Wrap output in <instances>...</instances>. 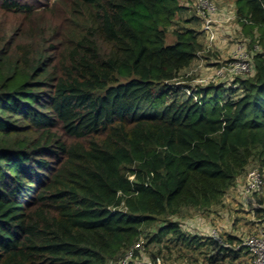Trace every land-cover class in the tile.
Masks as SVG:
<instances>
[{"label": "trees", "instance_id": "1", "mask_svg": "<svg viewBox=\"0 0 264 264\" xmlns=\"http://www.w3.org/2000/svg\"><path fill=\"white\" fill-rule=\"evenodd\" d=\"M38 4L0 0V264H252L173 217L264 173V52L234 85L197 84L202 32L168 42L180 0ZM235 4L264 41V0Z\"/></svg>", "mask_w": 264, "mask_h": 264}, {"label": "rangeland", "instance_id": "2", "mask_svg": "<svg viewBox=\"0 0 264 264\" xmlns=\"http://www.w3.org/2000/svg\"><path fill=\"white\" fill-rule=\"evenodd\" d=\"M55 1L58 0H38V8H46L54 4ZM181 3L185 6V10L183 14L180 16L176 23L171 27V31L168 34V42H172L175 39L172 31L175 28L186 27L187 24L197 21V8L196 4L199 0H180ZM219 5L218 0H215ZM49 3V5H48ZM230 0L227 4L230 5ZM199 17V16H198ZM202 21V20H201ZM200 21V23H201ZM195 26V23H193ZM260 33L255 32V43L251 46L250 42L252 37H249L248 40V48L250 51L255 52V46L260 41ZM259 40V41H258ZM258 51L264 52V41H260ZM228 59V58H227ZM225 59V60H227ZM225 60L222 59L220 63L214 64L213 67L208 66L206 69L198 68V71L194 72L195 77L199 78H207L213 73L216 72V69L225 64ZM247 75L238 76L237 78H243ZM234 79V80H235ZM225 81V80H224ZM221 81V82H224ZM225 84V82L223 83ZM234 85V82L231 81L230 85ZM228 86V87H229ZM252 167V166H251ZM250 170V169H249ZM248 170V171H249ZM248 174V172H247ZM247 174L245 176V180L240 183L241 193L240 196L237 195V198L233 200L232 197L228 198L224 204L213 207L209 211L205 212H190L183 218H174V220H178L182 224V228L187 232L192 233H200V234H210L212 229L217 230L224 239H227L229 234L236 235L238 237V243L243 242L251 235L256 232H260L264 230V209L259 208L260 204L264 205V189L261 192L244 195L245 183L247 179ZM238 197H240V201H238ZM204 227L209 228V232L203 230ZM194 262H180L172 260L167 262V264H208L207 262L200 257V260ZM196 261V262H195ZM241 264H245L244 262Z\"/></svg>", "mask_w": 264, "mask_h": 264}, {"label": "built area", "instance_id": "3", "mask_svg": "<svg viewBox=\"0 0 264 264\" xmlns=\"http://www.w3.org/2000/svg\"><path fill=\"white\" fill-rule=\"evenodd\" d=\"M197 14L202 20L203 31L207 34L208 43L206 48L211 49L217 41L219 33L216 28L217 23L220 19L217 17L219 6L215 0H199L196 4ZM259 49V45L255 46V51ZM253 53L248 48L246 42H240L237 44L236 48L232 51L229 58L225 60V64L218 67L216 72L207 78L195 79L197 84H209V83H225L231 82L234 78L243 75H249L253 73ZM201 65L196 66L192 69V72L198 71ZM191 93V90H187ZM244 195L258 193L264 189V173L261 171L259 166H252L247 174V179L245 183ZM211 236L216 238L221 245H227L224 238L220 233L213 229ZM242 245L246 246L253 257L252 264H264V230L256 232L249 238L242 242ZM132 253L129 254L122 264H128ZM147 264H153L148 262ZM158 264H164L162 260L158 259Z\"/></svg>", "mask_w": 264, "mask_h": 264}, {"label": "crops", "instance_id": "4", "mask_svg": "<svg viewBox=\"0 0 264 264\" xmlns=\"http://www.w3.org/2000/svg\"><path fill=\"white\" fill-rule=\"evenodd\" d=\"M218 2H219L220 7H219L217 17L220 19V21L219 23H217L216 28L218 30L219 36H218L217 41H215L211 49L206 48L207 43H208V37H207V34L203 31V23L200 17L197 16V21L191 22L187 24L186 26V27H192V28H195L201 31L202 32L201 38H202V42L204 43V50L199 54L198 59H196V61L191 66V70L198 65L202 66L201 69L203 68L206 69L208 66H211V65L213 67L214 64L220 63L222 59L225 60L229 58L230 54L236 48L238 43L244 41L246 42V44H249L247 39L251 36L245 34L242 24L237 19L235 0H230L231 2L230 5L227 4L229 0H218ZM182 6L184 8L180 12L177 20L182 17L181 15L183 14L185 10V6L183 4ZM193 23H195L196 25L198 24V26H195ZM251 166L252 165H250L247 168L246 173L239 178L237 185L229 190V192L224 198L223 204L230 197H232L234 200L237 198V195L240 196L241 189H242L240 188V183L245 180V176L248 170L251 168ZM239 199L240 197H238V201H240ZM259 208L264 209V205L260 204ZM203 230L206 232L210 231L209 228L207 227H204Z\"/></svg>", "mask_w": 264, "mask_h": 264}]
</instances>
